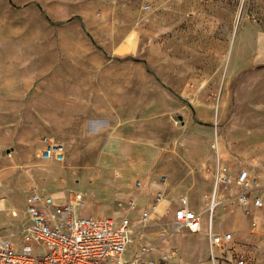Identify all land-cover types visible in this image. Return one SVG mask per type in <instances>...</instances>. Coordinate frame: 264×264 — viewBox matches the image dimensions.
Listing matches in <instances>:
<instances>
[{
    "label": "rangeland",
    "instance_id": "374dc122",
    "mask_svg": "<svg viewBox=\"0 0 264 264\" xmlns=\"http://www.w3.org/2000/svg\"><path fill=\"white\" fill-rule=\"evenodd\" d=\"M85 83L89 109L99 110L67 115L86 105ZM107 105L118 113L108 120L99 115ZM46 137L64 145L63 163L41 159ZM218 155L233 174L250 171L264 202V0H0V238L30 248L32 193L59 203L81 193L83 216L112 217L116 227L141 195L130 215L139 225L150 186L167 177L168 198L188 196L200 212ZM249 207L244 221L233 202L217 208L215 231L234 235L216 248L217 264H264V206ZM171 218L136 227L126 258L144 243L155 260L171 248L208 254L206 236L172 235ZM30 250L46 254L36 243Z\"/></svg>",
    "mask_w": 264,
    "mask_h": 264
},
{
    "label": "built area",
    "instance_id": "2783aa9c",
    "mask_svg": "<svg viewBox=\"0 0 264 264\" xmlns=\"http://www.w3.org/2000/svg\"><path fill=\"white\" fill-rule=\"evenodd\" d=\"M42 142V160L51 164H61L65 161L63 144L49 137ZM160 182L162 187L157 188L152 201L144 205L139 225L130 217L140 201V195H136L128 200L126 215L117 227L112 217L83 216L80 210L85 206V200L81 193H75L65 199V203H59L63 200L59 197L32 193L26 203L27 222L24 228V241L29 243L30 248L27 251H19L11 240L0 238V264H173L172 261L177 258L176 249L161 252L155 260L149 257L155 250L149 243L138 245L135 256L132 259L126 258L135 228L147 229L155 223V218L160 214H172L168 223L172 235L205 234L212 258L217 259L214 250L234 241L233 232H215L214 217L217 208L223 202L229 201L242 210L245 216H250V205L258 209L264 206L262 198L253 194L257 189V180L250 171L243 168L233 174L222 162L220 155L217 157L212 188L204 195L208 205L203 211H194L189 197L181 195L162 213V206L169 202L165 187L167 177H162ZM234 186L238 191L222 200L225 193L232 191ZM143 188L142 181L135 184V189ZM172 204L176 206L172 207ZM13 214L17 216V213ZM256 224L254 221L253 226L256 227ZM165 238L166 236L161 240ZM34 243L45 248V256L30 250ZM238 264H245V261L240 260Z\"/></svg>",
    "mask_w": 264,
    "mask_h": 264
},
{
    "label": "crops",
    "instance_id": "0c3cea01",
    "mask_svg": "<svg viewBox=\"0 0 264 264\" xmlns=\"http://www.w3.org/2000/svg\"><path fill=\"white\" fill-rule=\"evenodd\" d=\"M79 85V87H81L82 85H80V84H78ZM89 84L88 83H85L84 84V87L82 88H80V90L81 91H83V92H85V94L84 95H88L89 94V96H88V99L86 100V101H83V103H86V105L85 106H76V105H71V107H69V109L67 108V115H74V114H82L83 116H87L88 114H90V112H93V113H97L95 110H93V108H96V109H98L99 110V106L98 105H95V106H92L91 105V107H90V109H89V105L87 104V101L90 99V97L92 96V90H91V86L89 87L88 86ZM86 88V90L88 91V94H87V91H85L84 89ZM79 90V89H78ZM79 90V91H80ZM76 93V92H75ZM74 94V93H73ZM80 95H82L81 94V92H79V94H74V98L76 99V100H79V98H78V96H80ZM75 100V101H76ZM82 103V102H81ZM64 104H66V101H64ZM68 104H69V102H68ZM71 104H73V103H71ZM107 107H109V108H107ZM107 107L105 106V107H101V110H100V113H99V115L100 116H103L104 117V119H107V115L109 114V113H112V114H118L117 113V109L116 108H113L112 106H108L107 105ZM56 109H59V108H57L56 107ZM108 120V119H107ZM111 147H114L115 146V144H109ZM162 178V177H161ZM160 178V179H161ZM154 187L155 188V190L157 189V188H160V187H162V184H161V182H160V180H158V182H156V183H152V185L150 186V187ZM152 187V188H153ZM166 187V193H167V188H168V182H167V185L165 186ZM167 195H168V197H169V194L167 193ZM181 196V195H180ZM135 197V196H134ZM133 198V197H132ZM132 198H130V199H132ZM177 198L178 197H175V198H173V199H169V202H166L164 205H163V208H167V207H169V204H171L172 202H175L176 200H177ZM129 199V200H130ZM152 201V200H151ZM139 202H144V199H142V196L140 195V201ZM148 202V201H147ZM147 202H145V203H147ZM206 209V208H205ZM205 209H203V210H205ZM238 209V211H240V213L242 214V216H240V219H242L243 221L244 220H246L245 218V216H244V214H243V212H242V210H240L239 208H237ZM203 210H201V211H203ZM215 217H216V215H215ZM215 217H214V220H215ZM245 217V218H244ZM232 225V224H231ZM214 228H215V225H214ZM215 232H217V233H219V232H231V231H226V230H222V231H215ZM233 232V231H232ZM204 236H206L205 234H203ZM208 248H209V251H208V254H207V252H201V251H199V250H197V249H189V248H186L185 250H183L182 249V251H185V253L183 252L182 254H181V256H179V254H178V252H177V258L179 259L180 258V261L182 262V264H217V262H218V259H220V257H217V259H213L212 257H211V249H210V245H209V242H208ZM169 249H170V247H169ZM215 252H216V250H214V255L216 256V254H215ZM192 256V258L191 259H189L190 257ZM208 257H210V258H208ZM177 258L175 259V260H177ZM174 260V261H175ZM173 264H174V262H173Z\"/></svg>",
    "mask_w": 264,
    "mask_h": 264
},
{
    "label": "bare ground",
    "instance_id": "6f19581e",
    "mask_svg": "<svg viewBox=\"0 0 264 264\" xmlns=\"http://www.w3.org/2000/svg\"><path fill=\"white\" fill-rule=\"evenodd\" d=\"M231 44L233 45L234 43V39L231 40ZM132 44H134V41H132ZM216 142H215V147L218 149L219 151V148H220V142H219V138H215ZM220 154V153H219Z\"/></svg>",
    "mask_w": 264,
    "mask_h": 264
},
{
    "label": "water",
    "instance_id": "95a60500",
    "mask_svg": "<svg viewBox=\"0 0 264 264\" xmlns=\"http://www.w3.org/2000/svg\"><path fill=\"white\" fill-rule=\"evenodd\" d=\"M180 119H182V117L180 116Z\"/></svg>",
    "mask_w": 264,
    "mask_h": 264
}]
</instances>
